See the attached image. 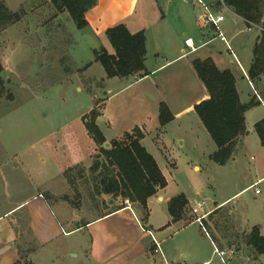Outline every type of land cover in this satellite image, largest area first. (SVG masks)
<instances>
[{
  "label": "rangeland",
  "instance_id": "obj_1",
  "mask_svg": "<svg viewBox=\"0 0 264 264\" xmlns=\"http://www.w3.org/2000/svg\"><path fill=\"white\" fill-rule=\"evenodd\" d=\"M0 1L10 11L23 9L24 12L21 20L0 32L1 78L5 85L0 98V144L8 152H34L47 157L50 151L45 144L49 137L50 142H58V153L69 151L71 167L49 183L48 197L55 201L66 200L80 223L113 208L107 202L110 196L100 194L99 175L104 170L100 149L109 148L114 138L135 128H145L142 146L153 156L166 181L161 194L173 197L183 194L190 204L203 201L204 210L235 194L256 170L264 171V151L253 128V123L264 116L261 104L250 107L247 112L251 133L237 141L232 153L236 161L217 164L210 158L215 145L196 116L185 114L165 127L160 125L156 99L161 95L151 88L149 80L134 82L131 76L118 80L101 78L104 70L94 61L99 43L86 29L76 28L67 12L58 11L51 0ZM223 13L226 21L221 30L227 39L234 36L230 41L232 51L246 71L259 30L257 26L247 29L238 17L227 11ZM263 22L264 19L260 24ZM222 53L233 61L231 68L237 74L241 99L251 101L253 89L247 85L232 53L225 46ZM88 64L90 66L84 69ZM253 86L264 101V92ZM198 91L195 85L188 91H174L173 105L183 108ZM92 111L98 114L95 124L107 138L101 146L85 129L86 121L93 117ZM60 139L69 140V150H60ZM258 189L264 194V182ZM262 196H255L254 188L247 190L231 199L226 209L215 211L212 219L207 215L202 225L194 222L188 204L178 222L152 232L163 241L164 254L174 251L180 264H225L214 250L205 224L213 229L216 222L219 232L225 234L228 227H232L231 231L236 227V232L247 229L241 220L245 218L249 226L258 225L264 231ZM117 201L128 202L139 222L145 224L147 219L141 221L139 204H131L121 197ZM148 207L152 219L149 224L154 228L162 226L168 217L166 204L151 199ZM228 208L235 212L234 219H228ZM70 239L79 243L80 238L73 234ZM85 244L86 239L81 242L82 246ZM182 255L187 258L183 259Z\"/></svg>",
  "mask_w": 264,
  "mask_h": 264
},
{
  "label": "crops",
  "instance_id": "obj_2",
  "mask_svg": "<svg viewBox=\"0 0 264 264\" xmlns=\"http://www.w3.org/2000/svg\"><path fill=\"white\" fill-rule=\"evenodd\" d=\"M199 11L200 8L194 2L185 3L182 0H96L95 5L84 14L87 26L83 29L89 31L95 41L99 43V47L105 48L109 53H112L113 50L104 34L109 27L123 23L130 33L143 31L145 38L144 65L148 74L142 78L138 76H131V78L134 82L149 80L151 88L158 92V96L161 95V98L156 99L158 108L159 104L163 102L173 116V119L162 127L178 120L185 114L196 116L193 106L208 98L204 85L193 69L191 62L194 59H210L218 70H229L234 76L240 102L248 103L240 97L237 74L231 68L233 61L227 60V55L222 53V46H225L229 51L227 44L216 37V31L212 26L202 27L196 23L195 16ZM219 11L224 17L220 29L226 21L223 11L238 17L247 29L257 26L246 24L229 5ZM256 28L258 29V27ZM261 34L262 32L259 30L255 43ZM223 35L231 48L230 41L234 36L227 39L224 33ZM185 41H188L191 47L187 46ZM217 41L220 42L219 45L215 44ZM236 60L234 61L238 64L245 76L242 77L245 78L249 86L247 71L253 61V56L247 64L246 71L238 58ZM263 76L253 82V85L261 93L264 92ZM101 78L120 79L118 77L106 78L105 73ZM186 80L191 81L190 84ZM194 85L199 90L194 98L187 102L183 108L173 105L174 91L179 93L184 90L188 91ZM249 88L252 89L250 86ZM254 90H252L253 96ZM252 99L255 100V97ZM248 111L249 109L244 113L246 132L243 136L251 133L247 122ZM196 118L198 119L197 116ZM263 118L264 116L261 119ZM258 121L253 123V128ZM138 129L143 135L140 140L142 145L146 132L144 127ZM130 132L131 130L124 133ZM122 135H118L114 139H119ZM103 137L106 138L104 135ZM45 140L43 141L45 142ZM57 143L56 141L50 142L47 137L45 147L50 151L47 157L34 152L26 154L24 151L8 152L6 147L0 144V264H19L21 261H26L27 264H165L167 260L180 264L174 251L164 254L161 250L163 241H160L158 235L152 232L153 229L159 232L169 223H174L168 211V204L173 196H163L161 193L164 188L159 189L147 199L149 212L144 225L139 222V218L128 202H116L119 197L107 200L109 207H113L112 209L82 223L73 216L72 208L66 200L50 199V196L48 197L49 183L53 179L61 177L62 173L71 167L69 161L72 158L69 151H62L61 156V153L56 151ZM31 146L33 150L34 146ZM70 146L69 140L60 139V150L63 148L69 150ZM215 151L216 146L213 152ZM263 151L264 145H262ZM229 161L234 162L236 158L231 156L226 162ZM193 168L195 169V166ZM258 181H260L259 184L264 182V171L256 170L252 178L247 180L235 194L227 196L220 203L214 202L212 208L204 211L208 212L209 216L214 211L226 209L231 199L252 188H254L255 196L263 195L260 203L264 205V194L258 189L259 184L253 187ZM256 189H258V193H255ZM151 199L162 201L167 206L168 217L161 224L162 226L155 228L151 222L149 224L151 214L148 206ZM186 200L190 204L187 198ZM119 205H122V208L116 210ZM234 213L228 208V214L233 219ZM241 220L245 226L247 225V229L238 230L239 235H248L252 227H256L259 234L264 235V231L258 225L249 226L245 222V218ZM164 223L165 225H163ZM206 224L210 226V224ZM234 229L236 231V227ZM73 234L79 235L80 239H77L79 243L71 241L70 237ZM215 235L219 239V244L225 248L221 250H227L226 241L221 239L220 235ZM85 239L86 244L82 246L81 242ZM210 242L214 250H219L212 240ZM155 243L159 244L161 253L155 252ZM233 251V255L226 259L228 264H244L243 260L250 264H261V261L264 260V254L249 253L244 243ZM181 257L187 258L186 255ZM74 258L77 259L74 260Z\"/></svg>",
  "mask_w": 264,
  "mask_h": 264
},
{
  "label": "trees",
  "instance_id": "obj_3",
  "mask_svg": "<svg viewBox=\"0 0 264 264\" xmlns=\"http://www.w3.org/2000/svg\"><path fill=\"white\" fill-rule=\"evenodd\" d=\"M51 1L58 11L67 12L78 29L87 26L84 14L96 3V0ZM227 4L246 24L258 25L262 22L264 0H227ZM23 15V9L10 11L4 2L0 1V32L21 20ZM104 34L113 52L109 53L105 48L100 47L95 51L94 61L102 66L106 78L128 76L142 78L148 74L144 65L143 31L130 33L123 23H119L106 29ZM191 63L208 94L207 99L193 106V111L216 146V151L210 158L215 163L223 165L231 158L239 137L246 132L244 113L250 107L257 105L258 101L252 99L248 103H241L233 74L229 70H218L210 59H194ZM88 66L89 64L84 69ZM1 72L2 67L0 66V98L5 90ZM262 75H264V33L258 37L254 45L253 61L247 71L248 80L252 84ZM158 113L161 126L173 119L163 102L159 104ZM97 115L92 111L93 117L89 122L86 121L85 129L94 142L101 146L105 143V139L95 124L94 120ZM254 129L260 144L264 145V118L255 123ZM142 137L141 131L135 128L133 132L124 133L121 139H114L109 148L101 147L104 170L99 175V185L100 194L108 195L112 199L121 197L131 204H139L141 221H145L148 216L147 199L159 189H163L166 181L152 155L141 145ZM91 168L93 170L94 167ZM187 205L188 202L183 194L171 198L168 211L172 222L181 219ZM120 208L122 205L117 206L116 210ZM214 212L209 214L210 219H212V214H215ZM231 218L228 214V219L231 220ZM205 225L209 230L211 240L219 250L225 248L219 244V239L215 234L220 235L221 239L226 241L228 249L234 250L244 243L249 253L264 254V235H260L256 227H252L249 234L244 236L239 235L234 228L231 231L232 227H228L227 233L222 234L216 222L213 223V229Z\"/></svg>",
  "mask_w": 264,
  "mask_h": 264
},
{
  "label": "built area",
  "instance_id": "obj_4",
  "mask_svg": "<svg viewBox=\"0 0 264 264\" xmlns=\"http://www.w3.org/2000/svg\"><path fill=\"white\" fill-rule=\"evenodd\" d=\"M185 3L194 2L198 7L200 8V11L196 14L195 20L196 23L199 26H212L216 31V37L219 38L221 41L225 42L227 44L228 50L230 53H232L233 57L236 60V57L234 56L230 46L228 45L221 29L220 24L223 22L224 17L220 13L219 9H225L227 8V0H182ZM258 29L264 33V24H258ZM185 44L189 47L191 45L188 43V41H185ZM249 86L254 90V86L252 82L248 80ZM254 97L264 107V101L260 98L258 93L254 90ZM260 181L255 183L253 187L257 186ZM255 193H258V189L255 190ZM204 202L203 201H197L190 207V213L195 217L194 222L198 223L199 225H202L203 220L207 217L208 212L204 211ZM156 249L155 252H160L159 244L155 243ZM216 253L218 257L221 259L222 262L226 264V259L233 255L234 251L233 249H227V250H216ZM165 264H178L174 261L167 260L165 261Z\"/></svg>",
  "mask_w": 264,
  "mask_h": 264
},
{
  "label": "water",
  "instance_id": "obj_5",
  "mask_svg": "<svg viewBox=\"0 0 264 264\" xmlns=\"http://www.w3.org/2000/svg\"><path fill=\"white\" fill-rule=\"evenodd\" d=\"M106 145H108V143H106ZM226 264H228V261L226 260Z\"/></svg>",
  "mask_w": 264,
  "mask_h": 264
}]
</instances>
